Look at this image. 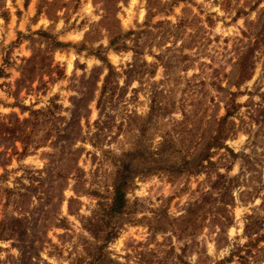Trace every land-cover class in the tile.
I'll return each mask as SVG.
<instances>
[{
	"label": "rangeland",
	"instance_id": "obj_1",
	"mask_svg": "<svg viewBox=\"0 0 264 264\" xmlns=\"http://www.w3.org/2000/svg\"><path fill=\"white\" fill-rule=\"evenodd\" d=\"M0 264H264V0H0Z\"/></svg>",
	"mask_w": 264,
	"mask_h": 264
},
{
	"label": "trees",
	"instance_id": "obj_2",
	"mask_svg": "<svg viewBox=\"0 0 264 264\" xmlns=\"http://www.w3.org/2000/svg\"><path fill=\"white\" fill-rule=\"evenodd\" d=\"M43 35H46V34L43 33ZM111 44H113V41ZM53 46H54V48H58V47H61L64 45L62 43H59V42H54ZM107 79H108V77H106L104 80V86L102 88V94H103V91H105V89H106ZM99 104H100V102L98 103V105ZM44 113L45 112H41V111H33V112H31V115L36 117L37 115H42ZM125 187H126V181L120 176L119 179L114 183V185L112 187V192L110 194V202L107 205V208L105 210L108 217L111 218V217H114L116 215L123 213V211L125 209V205H126Z\"/></svg>",
	"mask_w": 264,
	"mask_h": 264
}]
</instances>
